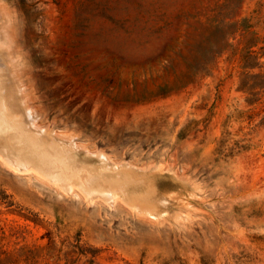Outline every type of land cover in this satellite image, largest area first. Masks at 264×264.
I'll list each match as a JSON object with an SVG mask.
<instances>
[{
  "label": "rangeland",
  "instance_id": "obj_1",
  "mask_svg": "<svg viewBox=\"0 0 264 264\" xmlns=\"http://www.w3.org/2000/svg\"><path fill=\"white\" fill-rule=\"evenodd\" d=\"M258 74L264 0H0V264H264Z\"/></svg>",
  "mask_w": 264,
  "mask_h": 264
},
{
  "label": "trees",
  "instance_id": "obj_2",
  "mask_svg": "<svg viewBox=\"0 0 264 264\" xmlns=\"http://www.w3.org/2000/svg\"><path fill=\"white\" fill-rule=\"evenodd\" d=\"M244 78L246 79V78H248V76L245 75ZM253 78H259V79H260V78H264V74H263V75H259V74H258V75H255V76H253Z\"/></svg>",
  "mask_w": 264,
  "mask_h": 264
}]
</instances>
